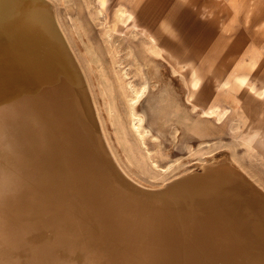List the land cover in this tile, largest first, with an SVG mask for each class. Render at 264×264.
<instances>
[{"label": "bare ground", "instance_id": "obj_1", "mask_svg": "<svg viewBox=\"0 0 264 264\" xmlns=\"http://www.w3.org/2000/svg\"><path fill=\"white\" fill-rule=\"evenodd\" d=\"M37 1L0 0V264H264V190L227 161L152 191L123 175Z\"/></svg>", "mask_w": 264, "mask_h": 264}, {"label": "rangeland", "instance_id": "obj_2", "mask_svg": "<svg viewBox=\"0 0 264 264\" xmlns=\"http://www.w3.org/2000/svg\"><path fill=\"white\" fill-rule=\"evenodd\" d=\"M102 1L37 2L123 175L152 191L227 161L264 190V0Z\"/></svg>", "mask_w": 264, "mask_h": 264}]
</instances>
